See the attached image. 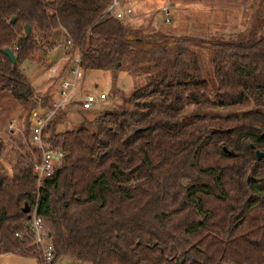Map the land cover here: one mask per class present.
<instances>
[{
    "label": "trees",
    "instance_id": "16d2710c",
    "mask_svg": "<svg viewBox=\"0 0 264 264\" xmlns=\"http://www.w3.org/2000/svg\"><path fill=\"white\" fill-rule=\"evenodd\" d=\"M110 1L0 0V93L27 113L39 93L20 63L58 43L71 42L66 54L77 51L83 69L146 73L117 107L70 129H55L65 109L51 116L44 132L64 155L39 185L23 145L0 140V155L13 152L10 168L0 159V252L38 264L60 255L89 264H264V156L255 154L264 151V28L211 41L209 80L193 52L186 61L176 45L158 47L164 33L152 42L106 11ZM35 201L53 245L49 262L26 226Z\"/></svg>",
    "mask_w": 264,
    "mask_h": 264
},
{
    "label": "rangeland",
    "instance_id": "374dc122",
    "mask_svg": "<svg viewBox=\"0 0 264 264\" xmlns=\"http://www.w3.org/2000/svg\"><path fill=\"white\" fill-rule=\"evenodd\" d=\"M194 2L196 3V1L193 0L191 6L195 4ZM165 3H169V1L137 0L136 8L139 9L142 14H151L153 16V22L157 25L150 24L144 26V24H138L135 21H129V23L141 29L147 39L149 36H153L149 38L152 42H156L153 41L154 39L159 40L160 34L164 33L166 39L159 41L158 47L176 45L177 48L183 51L186 61L193 58L191 55V52H193V54L197 56L201 74L209 80H212L210 61L211 41L222 38L243 39L250 31L255 30L259 33L264 28V0H229L223 12L211 9L213 14L214 12H218V17L217 15L213 17L209 14L198 17L193 8L188 10L187 7H185L184 9L182 8L183 5L177 7V11L175 12L174 0H171L169 5L172 12L169 22L164 21V15L160 9ZM136 8L134 7V9ZM187 12L190 13L189 18ZM214 19L215 21L217 20V22L219 19L221 21L224 19V21L220 24H213L212 21ZM194 20L199 21L196 23V26L193 25ZM66 48V42L63 44L58 43L48 52V56L40 50L35 56L29 57L20 63L19 67L26 76L27 81L35 87L36 92L39 93L37 102L34 106H48L50 102L56 99L58 82L61 77L69 73V59L66 55ZM75 53H77V51ZM148 63V59L141 61V64L144 66H148ZM54 64L57 67L55 73L50 71V67ZM60 68H62L61 71H59ZM159 68H161V63L156 66L152 65L151 70L153 71ZM145 74L144 72L134 74L127 70L126 67L116 70L114 75L113 71L110 69L82 68V77L80 78L77 96L82 97L85 94L84 92H90L98 96L100 92H104L107 97L99 99L96 103H93L90 108H81L78 106V103H74L75 105L67 107L65 109L66 111L62 110L56 121V131L70 129L82 123L84 119H91L101 109L117 107L122 102L124 96L128 95L135 87L144 83L143 77ZM39 98H41V100H39ZM218 111L224 113L222 109ZM26 113L27 109L24 108L10 91H3L0 93V130L4 128L8 118L24 116ZM0 135L2 137L4 134L0 133ZM1 137L0 139H2ZM23 147L25 151L30 153L26 146L23 145ZM9 148L2 150L3 153L0 155L1 164H4L6 167H9L10 160L13 157V152H10ZM0 264H7V262H0ZM52 264L89 263H79L68 255H60Z\"/></svg>",
    "mask_w": 264,
    "mask_h": 264
},
{
    "label": "built area",
    "instance_id": "2783aa9c",
    "mask_svg": "<svg viewBox=\"0 0 264 264\" xmlns=\"http://www.w3.org/2000/svg\"><path fill=\"white\" fill-rule=\"evenodd\" d=\"M106 11L116 18L123 21L133 16L131 6H125L124 0H111L106 7ZM164 15V21L171 20V9L168 3L161 6ZM66 46L71 48V42L67 41ZM69 59L68 75L60 78L56 99L47 105L33 106L24 116L12 117L6 120L4 128L0 130L4 134L0 140H9L10 142L21 143L30 151L29 158L33 171L36 174L37 185L41 183L44 177L50 175L54 168L61 162L64 152L51 144L49 134L44 132L51 116L58 109H66L74 103H78L81 108H90L93 103L99 99H104L107 95L100 92L98 96L90 92H84L82 97L78 95L80 78L82 77V66L80 65V54H66ZM60 68L59 71H61ZM51 72H56V65L50 67ZM58 71V73H59ZM27 117V120H26ZM37 200V199H36ZM27 229L32 234V243L39 246L41 254L46 262H49L53 256V245L50 240L49 231L43 227L42 218L38 213V202L35 201L30 211V218L26 222Z\"/></svg>",
    "mask_w": 264,
    "mask_h": 264
},
{
    "label": "crops",
    "instance_id": "0c3cea01",
    "mask_svg": "<svg viewBox=\"0 0 264 264\" xmlns=\"http://www.w3.org/2000/svg\"><path fill=\"white\" fill-rule=\"evenodd\" d=\"M136 1L137 0H124V5L125 6H131L133 9V16L131 18L127 19V21H130V22L135 21L138 24H144V26H147L150 24L157 25L156 23L153 22V16L151 14L140 13L139 9L136 8ZM168 1H169L168 4H170L171 0H168ZM192 1L191 0H174L175 12L177 11L176 10L177 7H180L181 5H183L182 8H184V9H185V7H187L188 10L193 8L198 17L203 16V15H207V14L214 17L217 15L218 12H214V14H213V11L211 9H214V11L219 10V12H223L225 9V6L229 3V0H195L196 3L194 2L195 4L191 6ZM132 5L136 9H134V7ZM189 5L191 8L189 7ZM171 12H172V9H171ZM187 16H188V18L190 17L189 12H187ZM217 17H218V15H217ZM223 21H224V19L222 21L219 19V21L217 22V20L215 21V19H214L212 22H213V24H216V23L220 24V23H223ZM198 22L199 21L194 20V24L193 23L192 24L196 26V23H198ZM26 258H30V259H26ZM0 262H2V263L7 262V264H9V263L10 264H38L37 260L34 257L23 256V255H20L18 253H15V252H0Z\"/></svg>",
    "mask_w": 264,
    "mask_h": 264
},
{
    "label": "water",
    "instance_id": "95a60500",
    "mask_svg": "<svg viewBox=\"0 0 264 264\" xmlns=\"http://www.w3.org/2000/svg\"><path fill=\"white\" fill-rule=\"evenodd\" d=\"M12 20L14 19V17L11 18ZM29 30V25H26L25 26V32H28ZM4 53L6 55H8V57L10 58V60L15 63V56H14V53L11 51V49H9L8 47L4 48ZM251 145H253L251 143ZM255 154H256V157L259 159L261 158L262 156H264V151L263 150H260V149H255ZM30 210V206L28 204H25L24 205V208H23V211L25 212H28Z\"/></svg>",
    "mask_w": 264,
    "mask_h": 264
}]
</instances>
